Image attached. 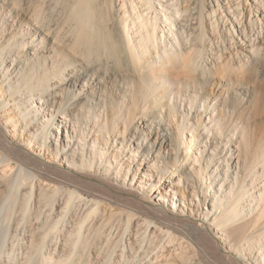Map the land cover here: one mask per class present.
Returning a JSON list of instances; mask_svg holds the SVG:
<instances>
[{"label":"bare ground","instance_id":"obj_1","mask_svg":"<svg viewBox=\"0 0 264 264\" xmlns=\"http://www.w3.org/2000/svg\"><path fill=\"white\" fill-rule=\"evenodd\" d=\"M61 1L69 13L67 20L71 28L68 34L54 30L51 23L48 24L45 20L44 0L43 2L41 0H0V11L3 8L9 10L3 20V15L0 14V34L4 35L6 31H9V35L17 37L18 41L17 43L11 38L8 39L10 48L5 43L0 44V63L4 55L9 57L14 51L19 54L20 61L35 63L33 56L30 59H23L18 46L29 45L30 49L34 50L33 54L37 55L35 36L39 35L42 43H46V37L54 36L55 44L73 54V59L79 61V65L87 69V76L92 72L93 77L89 80L94 78L99 83V86L84 83V87H81L79 92L86 95L79 99V102L71 108L68 115L66 113V116L72 119L73 127L76 128L80 127L81 120L87 126H89V121H93L92 127L95 128V132L104 139L106 138L105 130L111 133L119 126L117 120L112 126L100 123L104 114L111 115L113 119L122 117L124 124L127 125L129 124L128 119L135 115L134 110L130 111V104L127 105L128 115L125 113L123 115L119 113L120 109L117 112L113 108L108 113L106 109L108 102L106 99L101 102V99L102 94H106V88L102 84L104 85L109 75L123 74L125 77H130L133 82L138 71L143 69L146 87L152 86L158 90L160 86H164L163 88L175 86L170 100L181 97L182 87H187L188 90L190 79L197 81L198 70L203 72L200 76L204 79L215 75H218L221 80L224 77H228L229 80L234 79V75L230 72L231 58L220 54L216 56L217 60L205 63L204 49L197 44L194 33L192 34L194 40H191L192 36L187 35L192 23L204 24L208 17L216 28L219 24L215 16L218 10L221 11L222 19L225 21L224 5L238 19L236 23L239 26L240 39L237 42L238 47L235 48V56L240 59V64L243 66L247 60H251L256 55L258 59L264 56V28L259 26V23L264 21V0H254V4L246 7L250 15L249 23L244 20L245 7L243 5L244 1L249 0H215L217 6H212V11L208 15H204L203 10L206 8V0H196V4L200 3L202 7V10L197 12L199 17L187 15L186 22L179 27L175 25L176 16L174 19L173 15L171 16V11L174 10L177 14H181L178 0H172L173 3H167L168 5H164L163 0H159L161 9L155 6L152 0H118V4L117 0H111L106 13L101 14L102 17H98L92 0H57L60 5ZM150 10L152 12H149ZM21 12L28 18L19 19L18 13ZM190 18L195 21L188 23ZM23 22L28 26H25ZM229 24V30L232 29V39H234L237 29L233 20ZM33 25L36 28L33 29ZM25 27L29 31V36H32V40L21 34V29ZM149 54L152 57L148 56ZM15 55L13 54V58ZM32 69L36 72L35 66ZM57 69L61 70L59 64ZM79 71H81L79 68L72 69V72L68 74L71 75V79L74 77L80 79ZM14 73L13 71L9 73L5 69L0 71V79L4 80L0 83V99H2L0 103V260L3 256H8V261L0 262V264H75L76 260H80L79 256H87L86 264H91L90 256H105V260L102 259L103 264H116L118 260H115V256L123 259H119L117 264H137L143 261L144 256H153L150 259L148 257L149 260L146 258L147 263L144 260L146 264H248L246 258L249 253L253 252V249H257L259 255L263 257L259 260V264H264V219L260 221V218L253 217L250 218V222L242 220L241 203L246 195L254 197L255 191L246 192L233 184L230 190L227 189L230 193L228 197L222 196L217 189L213 192L212 208H208L205 216L206 220L211 221L217 228L215 233L205 218L196 219L185 209L177 208L175 197L171 199L165 196L169 190L177 195L178 192L171 188L180 191L179 185L177 188L176 185L182 182V177L172 179V185L170 183L167 187L165 186V193L159 191V187L156 188V181L152 180L143 178L139 180V185L146 188L144 191L139 188L134 189L132 182L127 184L117 182L119 173L126 175L124 180L127 179L130 168L128 170L123 168L117 162L120 157L119 153L110 151L107 146L102 145L98 138L95 139L93 136L90 140L93 147L90 148L89 155V150H85L86 145L82 142L87 141L90 136L86 128L82 129L83 134L79 135L80 141L75 140L73 143L75 135L67 131L66 143H61L60 146L65 149L71 145L72 148L69 150L72 152L65 153L61 159L58 158L62 154V149L58 146L51 149L49 142L53 131L51 127H40L41 134H36L30 129L31 135L27 136V146L17 143L15 141L17 131L30 126L35 113L42 110L44 105L51 107L56 104V109L51 113L52 123H54L65 99L60 98L61 95L55 90L54 92L51 90L40 92L43 88L45 89V85L49 84L46 82L42 87L39 80H43L41 78L43 75L32 74L30 77L37 80L35 83L31 81L32 79L23 80L21 77L20 80L14 81L16 79L13 77ZM249 75L247 71L238 76L249 78ZM67 77L66 75L57 76L56 73L53 77L56 80L50 82L48 87H51V83L56 85L62 83L59 84L62 87ZM78 81L71 87L75 88ZM197 83L200 82L197 81ZM198 88L199 85H194L193 91L196 96L201 93ZM8 90L12 91L13 97L16 95L17 99L19 98L17 100L16 96L14 97L16 110L10 107L4 110L7 106V99L1 94H5ZM135 92L136 90L132 94ZM26 94L35 97L36 102L40 100L44 104L33 106L32 101L30 104L32 109L29 111L31 106L27 104ZM196 98L189 97L190 108L197 103ZM88 100L91 102L88 103ZM206 100L209 103L202 106L207 112L213 98L206 96ZM146 101L141 97L136 107H144ZM168 104L171 122L174 117L176 118L177 111L174 103L169 102ZM148 108L152 109V107ZM14 111H16L15 114ZM62 113L65 114L63 111ZM182 113L183 121H189L187 113ZM108 121L110 122L109 118ZM216 122L218 124L216 138L218 139L223 135L224 123L219 118ZM5 123L6 125L3 126ZM191 124L190 139L183 140L182 143L178 142L177 145H173L172 142L170 146V151L174 153V161L178 165V171L172 174H180L186 168L190 156H194L197 163L201 161L195 156L196 139L201 125ZM57 125L60 126L61 122ZM176 127L180 136L181 133L185 134L184 123H178ZM205 129L209 131L207 133L209 137L212 129L209 126ZM127 130L125 126L123 130L118 129L117 134L126 137ZM8 131L14 134L9 135ZM171 138L170 141H173ZM142 139L144 138L139 137L137 149H131L132 160L144 145ZM147 141L145 153L148 156L152 151L161 154L162 149L166 148V145L169 146L166 144L165 136L156 150L157 139L153 140L151 145V139L147 138ZM220 143L216 140V146ZM122 144L124 145L120 146L121 151L126 146L125 141ZM181 146L185 149V153L179 154L178 148L180 149ZM223 146L231 149L229 142ZM49 153L53 154L52 157ZM105 154H109L110 157L103 156ZM251 162L257 168L256 160L251 159ZM101 166L113 176V179L99 174ZM152 166L160 169L161 179L168 177L165 172L171 170L169 162L166 161L165 166H160L158 160L155 159ZM93 167L94 171L87 170ZM137 167H140V164ZM207 167L201 166L199 175L200 181L202 180L207 190L204 192V201L208 200L207 193L212 194L213 189L212 180L209 182L205 177ZM212 172L214 173L215 170ZM135 177L134 175L133 178ZM221 181L223 182L224 179ZM262 193L261 200L264 201V187ZM182 195L185 197L184 193ZM195 195L199 196L198 192H195ZM158 196L160 198L157 200ZM225 199L226 203H224ZM247 200L250 201V205L258 203L255 202L257 199ZM258 223L262 226L258 227ZM19 225L23 227V231L19 229ZM250 228L254 229L253 234L248 233ZM219 234L224 242L219 239ZM227 243L230 249L226 246ZM232 248L235 251L239 249L241 251L239 254L243 258L235 255ZM14 256L27 257L22 260ZM33 256H40L39 261H33ZM73 257H76L75 261Z\"/></svg>","mask_w":264,"mask_h":264},{"label":"rangeland","instance_id":"obj_2","mask_svg":"<svg viewBox=\"0 0 264 264\" xmlns=\"http://www.w3.org/2000/svg\"><path fill=\"white\" fill-rule=\"evenodd\" d=\"M41 1L43 2V0ZM110 1L111 0H92L93 6L96 7V13L98 17L99 16L102 17V15L106 13L107 7L111 3ZM152 1H154L155 6H158L159 9L162 8L161 4L159 3V0H152ZM178 2H179L178 7L181 10V14H177L175 10L171 11V16L173 15L172 18L174 19V16H176L174 21H175V25L177 24L176 25L177 27H179L182 23L186 22L185 19L187 18V15L188 16L191 15L192 17H197V18L199 17V15H197V12L202 10V7L200 3L196 4V0H178ZM167 3L172 4L173 1L163 0L164 5H166ZM43 4H44V8L46 9V10L44 9V11H46V13L44 12L45 13L44 16H45V20L48 21V24L51 23L52 28L54 30L56 29L60 33L62 32V34H66V32L68 34L71 28V24H69L67 20L68 19L67 15L69 13L67 9H65L63 3L60 5V3L57 2V0H44ZM117 4H118V0H117ZM252 4H254V0H249L248 2L244 1L243 3L245 7L244 20L246 23H249L248 19H250L249 11H247L246 7ZM212 6L213 7L217 6L216 1L206 0V8H203V10L205 11L204 15H208V13H211ZM172 7L173 6H171V8ZM234 7L236 9V6ZM63 9H65V11ZM165 9L166 8H164V10ZM172 9L175 8L173 7ZM223 9H224V16L226 18L225 21L222 19L223 16L221 11L218 10V12L215 15L219 20L218 22L219 24L217 26L218 28L217 27L214 28L212 24V20H210V18L208 17V20L204 24L197 23L196 25L195 23H192L191 26L189 27V33L187 35L190 37L192 36L191 40H194L192 39L193 38L192 34L194 33V37L197 38L198 41L197 44L204 49L203 59L205 63L207 62L210 63L214 60H217L218 58L216 59V56L220 54H225L226 56H228L229 59L231 58L230 72L232 75H234V79L229 80L228 77H224L221 80V78L218 75L212 77L208 76L206 77V79H204L202 76H200L203 74V72L201 70H198L197 74H199V76L197 75V81H199L200 83L198 84L196 79L193 78L190 79L189 80L190 87L188 88V90L187 87H182L181 90L183 93L180 95L181 97L179 98L176 97L174 100L173 99L170 100L169 99L170 96H173L171 92L174 91L175 86L171 85V86H167L166 88H163L164 86H160L159 88L160 90L159 89L157 90V88H154L152 86L146 87L144 84L145 80H144L143 69L139 70L138 75L134 77L135 82L134 81L132 82L130 77H125L123 74L109 75L106 78L104 85L102 84V86L106 88V94H102V99H101V102L104 101V99H106V101L108 102L106 108L108 113L110 109L113 108L117 112L120 109L121 111H119V113H123V115L124 113L125 115H128L127 105L130 104L131 105L130 111L134 110L135 115L128 119L129 124L127 125L124 124L122 117L113 119L111 115L107 116L106 114H104L103 117L100 119V123H107L110 124V126H112V124H114V122L117 120V124L119 125L117 129H114L113 131H111V133L110 132L107 133L105 130V135H106L105 139L102 136L99 137V135L95 132V128L92 127L93 121H89L88 122L89 126H87L84 122H81L82 121L81 120L80 127L77 126L76 128L73 127L72 119L70 120V118L66 116V113L68 115V113L71 112L70 111L72 110L71 108L75 107L77 102H79V99L84 95H86L83 94L82 92H79L80 88L84 87V83L92 86H96V85L99 86V83H97L96 79L93 78L92 80H89L90 77H93L92 72L89 73V75L87 76L86 75L87 69L80 66L79 61L73 59L74 58L73 54L67 52V50L64 49L62 46L55 44L54 36L46 37L45 39L46 43L41 42L39 35L35 36L34 40H35V44H37L36 47L37 55L33 54L34 50L30 49L29 45H25L24 47L18 46V49H21L19 51L21 52L20 55H22L23 59H30V57L33 56L32 58L35 63L20 61L19 60L20 57L19 54H17V51H14L12 55L9 57L4 55V57L2 58V62L0 63V71L5 69L9 73H11L12 71L15 72L13 74V77L16 78L14 79V81L20 80L21 77L23 78V80L32 79L31 81L36 83L37 80L31 78L30 76L32 74L39 73L43 75V77H41L43 78V80L42 81L39 80V81L43 85L42 87H44L46 82H49L48 85H50V82L56 80L55 78H53L56 73L57 76L66 75L68 77L67 80L63 83L62 87L59 86V84L62 83H59L57 85L51 83V87L45 85V89L43 88L42 91H40L43 93L44 91L51 90L52 92H54L55 90L57 91L58 94L61 95L59 96L60 98L65 99V102L62 103V107L60 110L61 113L60 112L58 113L55 122L52 123L53 117L51 116V113L54 111V109H56V104H54V106H51L53 109H51V107H46L44 105L42 110L37 111L35 113L36 115H34V120L31 122L30 126L26 127L24 125L25 126L24 130L17 131V134L15 136V141L23 146H27L28 144L27 136L31 135L30 129L36 132V134H41L40 127L46 126L48 128L51 127V129H53L51 137L49 139V142L51 144V149L57 146L61 148L60 146L61 143L63 144L66 143L67 131H70L71 134L73 133L75 135L74 139L72 140L73 143L75 140H77L78 142L80 141L79 135H82L83 134L82 129L86 128L87 132H90V136L87 139V141H82V142L85 143L86 145L85 150H89V155H90V148L93 147L92 146L93 144L90 141L93 136V138L95 139L98 138V140H100L102 145H104V147L107 146L110 149V151L117 152V154L119 153L118 155H120V157L119 159H117V162L121 164L123 168H126V170L130 168V173L127 179L124 180V177L126 178V175H124L123 173H119L117 182H121V184H127L128 182H132L133 185L135 186L134 189L139 188L142 191H144L146 188L139 185V180L143 178L144 180L156 181V188L159 187V191L164 192L165 186L167 187V185L170 183L172 185V179L174 178L178 179L179 177H182V182L176 185V188L179 185L180 191L170 187L172 190L178 192L177 195L171 193L169 190L168 193L164 192L165 196L171 199L175 197L174 200L177 202V208H179L180 210L185 209L186 212H189L196 219L205 218V220L207 218L205 214L208 211V208H212L211 199L214 197L213 192L217 189L222 196L228 197V195H230L228 191L234 184L235 187L242 189L243 191L246 192L255 191L254 192L255 198L252 197L251 195H246L241 203L243 209L242 220L250 222L249 221L250 218L256 217L257 219L260 218L259 220L261 221L262 218L264 219V215H263L264 201L261 200V196L263 194L262 189L264 187V59H263L264 56L259 57L258 59L257 55L256 57L251 55L253 56L251 60L249 61L247 60L243 66L240 64V59H238V57L235 56V52H236L235 48L238 47L237 42H239L240 39V35L238 32L239 26L236 23L238 19H236L235 14L233 15V13H231L225 5ZM253 10H255L254 7ZM8 12L9 10L6 8L5 9L3 8L0 11V14L3 15L2 20L8 14ZM149 12L152 11L150 10ZM18 18L19 19L21 18L23 20L24 18H28V17L23 15L21 12L18 13ZM231 20H233L237 29V34L234 39H232V34H233L232 29L231 31L229 30L230 28L229 22ZM192 21L194 22L195 20H192V18H190L188 23H191ZM16 22L20 23L19 21ZM23 23L24 25L26 24L25 22ZM25 26L28 25L26 24ZM259 26L260 27L263 26L264 28V21H261L259 23ZM32 28L34 29L36 28V26L33 25ZM8 32L9 31H6L4 35L0 34V44L5 43V45H8V48H10L8 39L11 38L14 42L17 43L18 41H17V37H12L11 35H9ZM31 32H34V30H31ZM21 34L25 35V37L28 38L29 40H32V36L31 37L29 36V31L27 30V27L21 29ZM45 45L47 47H45ZM13 54H16L14 58H13ZM249 54H253V53L249 52ZM150 55L151 54H149L148 56ZM150 57H152V55ZM58 64L61 66V70L57 69ZM34 66L36 67V72L34 71V69H32ZM76 68L81 69V71H79L81 77L80 79L79 78L75 79V77L72 75V77L74 78L71 79V75H69L68 73L72 72V69H76ZM24 71H26V73H28L29 75L24 73ZM247 71L248 74L250 73L252 78L250 77V75L249 78L247 77L242 78L238 76L239 74H242L243 72L245 73ZM77 80H79L77 86L75 88H72L71 86L76 85ZM0 81H1L0 83L4 82L3 79H0ZM196 84L199 85L198 90L201 92L198 93L197 96L193 91L194 85ZM134 89L136 90V92L135 94H132V92L135 91ZM11 92H12L11 90H8L7 92L5 91V94H1L3 98L7 99L6 102L7 106L6 108H4V110L7 109L8 107L15 108V110L17 109V106H15L16 104L14 98L16 95L13 97ZM191 96L197 97L196 98L197 103L193 105V108H190L189 97ZM206 96H210V98H213V101L211 102V106L207 112L204 111V107H203L204 104L209 103L206 100ZM26 97H27V104L31 106L29 107V111L32 109V105L40 106L43 103V101L40 100L36 102L34 100L35 97H32L30 94H26ZM141 97L147 100L146 105L142 108L138 106L136 107V103L141 99ZM1 101L2 99H0V103ZM31 102L32 105H30ZM87 102L90 103L91 101L88 100ZM141 102L145 104L143 101ZM169 102L174 103L173 105L176 107V111H177L176 118L174 117L173 121L171 122H170V106L168 104ZM148 107H152V109H149ZM97 109H99V107ZM62 111L65 112V114L62 113ZM182 112L187 113L189 121L186 120L183 121ZM15 113L16 111H14V114ZM214 116H216L217 118L216 117L214 118ZM108 118L110 119V122L108 121ZM218 118L221 119L224 124H223V135L221 137H218L217 139L216 128L218 124L216 120ZM22 122L23 124H25L24 121ZM58 122L59 123L61 122L60 126L57 125ZM178 123H184L185 125V134L181 133V136L178 133L179 130L176 127V124ZM191 123H194L195 125H199V124L201 125L195 145L197 147V149L195 150L196 151L195 156L199 157L201 161H198L197 163L194 159V156H190L186 168H184V170L181 171L180 174L177 175L172 174V172L176 170L178 171L177 168L178 165L174 161V153L170 151V146L172 145V142L174 143L173 145H177L178 142L182 143L181 141L190 139L192 135ZM5 125L6 123L3 126ZM125 126L128 128L126 132V137H124V135L122 134H117L118 129L123 130ZM208 126L211 127L212 129V132H210L209 137L207 135L209 131L205 129V127ZM8 133L9 135L14 134L10 131H8ZM171 135H173L172 136L173 141H170ZM164 136H165L166 144H169V146L166 145V148L164 147L162 149L161 154L152 151L148 156L145 153V148L148 145L147 138L148 140L151 139L150 145L152 144L153 140L157 139V143L155 146V150H156L159 147V142L163 141ZM139 137L144 138L142 139L144 145L141 146L137 156H135L134 160H132L131 156L133 155V153L131 149H137ZM216 140H219L221 142L219 146H216ZM123 141H125L126 146L121 151L120 146L124 145L122 144ZM226 142H229V144L231 145L230 150L226 146L225 147L223 146L225 145ZM70 148H72L71 145H69L65 149L61 148L62 154L59 155L58 159H61L62 155H64L65 153L70 154L72 152V150L70 152L69 150ZM178 150H179V154H182V152L185 153V149L182 146L180 149L178 148ZM37 152L38 151H36V153ZM49 155L51 156L53 154L49 153ZM103 156L110 157L109 154H105ZM155 159L158 160L160 166H165L166 161L169 162V168L171 170L170 172L167 171L165 172L166 176L168 177L161 179V175L159 174L160 169L159 168L155 169L154 166H152ZM251 159L256 160V162L258 163L257 168L254 167L255 165L253 162H251ZM64 162L67 163L66 160H64ZM227 162L228 163L230 162L229 166L227 165L228 164ZM138 164H140V167H137ZM207 165H209V167H207ZM201 166L207 167L205 170V177L209 182L212 180V184H213L212 194L207 193L208 194L207 201H204L203 198L205 194L204 192L207 190L202 180L200 181L199 179ZM87 170L94 171V167L93 169L88 168ZM213 170H215L214 173L212 172ZM99 174L106 176L110 179H113V176L110 173L106 172L102 166L99 168ZM134 175L136 176L135 178H133ZM222 179H224L223 182L221 181ZM221 186L223 188H221ZM195 192H198L199 196H196ZM183 193L185 194V197H183L182 195ZM155 196L156 194L154 195V197ZM158 198H160V196L156 197L157 200ZM249 198L254 200L257 199L255 200V202L258 203L254 205H250V201L247 200ZM201 199L203 200L200 201ZM226 201L227 200L225 199L224 203H226ZM206 221L209 223V226L215 230L216 233L217 228L213 225V223L208 219ZM257 225L258 227L262 226L261 223H258ZM22 228L23 227L20 226L19 229L23 231ZM253 232H254L253 228H250L248 231L249 234H253ZM218 236L219 239L224 242V239L220 238V234ZM226 246H228V248L230 247L228 243ZM231 250L235 255L240 256L239 253H241V251L239 249H236L235 251L232 248ZM258 252L259 251H257V249H253V252L248 254L246 258L247 260L245 259L248 264H259V260L263 259V257L259 255ZM14 257L23 260L27 256H14ZM55 257L57 258L60 256H55ZM86 257L87 256H81V257L79 256L80 260H76L75 259L76 257H73L74 261L76 260V263L75 262L74 263L86 264L85 262ZM90 257L92 258L91 264H100V261L102 259L105 260V256H90ZM142 257L143 256H141V258ZM148 257L144 256V259L142 258L143 261L141 260V262L138 263L136 261V263L144 264L145 261L147 263L146 258L148 259ZM151 257H149V259ZM240 257L243 258V256ZM39 258L40 256H33V261L38 262ZM115 258H116L115 260L116 261L118 260V262L119 259L123 260L122 257L119 256L117 257L115 256ZM7 259L8 256H3L0 262L3 263L5 261H8ZM103 260L101 264L104 263ZM118 262H116V264Z\"/></svg>","mask_w":264,"mask_h":264}]
</instances>
